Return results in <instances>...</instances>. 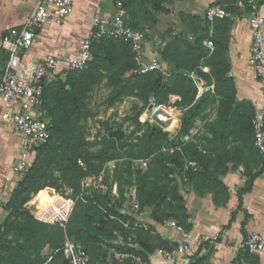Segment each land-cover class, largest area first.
I'll use <instances>...</instances> for the list:
<instances>
[{
  "label": "trees",
  "instance_id": "obj_1",
  "mask_svg": "<svg viewBox=\"0 0 264 264\" xmlns=\"http://www.w3.org/2000/svg\"><path fill=\"white\" fill-rule=\"evenodd\" d=\"M112 1L134 29L151 27L157 22L154 11L168 12L166 4L172 2ZM237 1L215 2L223 4L229 12H236L241 9ZM247 1L243 0L244 9L251 10ZM255 2L264 4V0ZM179 17L187 25L192 39L183 33L171 34V28L162 33L159 57L173 65L166 77L158 69L135 71L136 59L130 40L102 37L92 41V56L85 68L60 71L45 81L40 116L48 121L49 137L33 147L31 163L15 185L6 190L0 227V264H69L60 249L66 236L85 246L91 264H102L111 246L132 250L146 259L156 247H175L176 243L170 245L152 232L155 225L150 224L149 230L130 229L118 218H128L121 207L133 196L141 209L151 207L149 217L153 222L160 224L173 218L185 230H190L192 225L185 200L170 165L173 162L181 166L184 158L194 159L201 165L197 171L186 172L189 182L196 190H213L214 202L219 205L229 198L228 187L220 179L228 169L227 162L231 161L232 166L242 163L246 180L237 191L240 207L243 194L251 189L254 179L264 169V154L259 153L254 144V106L249 100L236 99L234 79L228 74L230 19L214 20L210 49L203 43L208 37V23H201L197 14L183 11L179 12ZM3 52L5 59L6 52ZM203 66H208L209 70L204 71ZM202 82L213 84V91L204 99L196 97ZM102 85L109 89L104 108L121 103L127 112L122 121H116L111 115L98 119L99 110L93 97ZM171 94L179 96L172 106L182 109L175 135L167 131L175 126L172 122L165 124V130L139 120L140 114L150 118L149 109L143 111L150 98L157 104L168 105ZM208 101H217L216 117L205 122V128L211 133L209 145L200 148L193 139L186 142L181 151L161 150L172 144L178 135L188 132L197 118H207ZM89 120H97L99 124L93 138L88 137ZM124 121L133 125L128 132L123 128ZM232 141L237 143L231 144ZM142 157H149L148 166L134 168L132 159ZM110 159H121L112 175V180H117L119 197L91 189L86 200L80 198L83 177L97 174ZM105 179H109L108 173ZM59 199L72 204L65 226L34 216L32 210L43 203L37 215L51 216L64 204ZM117 236L120 241L115 242ZM135 243L141 247L136 248ZM47 244L51 248L48 260V256L41 253ZM241 248L245 254L250 252ZM198 253L199 249L186 264H204L205 256Z\"/></svg>",
  "mask_w": 264,
  "mask_h": 264
},
{
  "label": "crops",
  "instance_id": "obj_2",
  "mask_svg": "<svg viewBox=\"0 0 264 264\" xmlns=\"http://www.w3.org/2000/svg\"><path fill=\"white\" fill-rule=\"evenodd\" d=\"M34 1L0 0V67L5 57L1 37L10 26L21 24L23 19L31 12ZM215 1L172 0V2L166 4L169 8L168 12L154 11L157 22L151 27L145 28L148 34L143 44V51L147 58L153 55L159 57L158 47L163 44L161 35L168 28H171V34L183 33L188 36L189 40L192 39L187 25L180 20V11L199 15L201 23L204 24L206 23L204 18L205 8L209 4L216 3ZM74 5L75 10L73 13L68 15L61 23H51L37 30L31 47L25 53L29 60L39 61L47 52L77 53L82 38L91 30V21L94 16L112 15L120 11L112 0H74ZM256 10L264 17V4H256ZM250 13L251 10L241 7L239 11L230 12L228 16L230 19L228 43L230 69L228 74L234 79L236 99H246L254 105V103H260L262 94L249 60V47L252 39V32L248 23ZM166 38L169 39L170 36ZM160 60L165 68V74L163 75L166 77L172 70L173 65L167 60L161 58ZM202 69L208 71L209 67L203 66ZM101 87L107 88L104 85ZM205 88H208L211 92L213 91V84L200 83L197 95L198 93L201 95ZM107 91H109L108 88ZM178 97L176 94H171L168 102V107L175 111L173 118H177L176 112L179 117L178 124L175 125L176 128L173 130L166 129L171 131L170 135H175L180 125L182 109L175 110L174 106L171 107L172 104H170V102L179 99ZM162 105L165 106V104ZM114 106L104 108L103 112L98 109V119L104 118V112H106V117L110 116L108 114L111 113ZM216 111L217 101H208L205 112H208L209 115L205 120L197 118L195 121L194 126L197 128V132L193 139L196 140L200 148L204 149L209 145L208 139L211 137V133L205 128V122L213 120L216 117ZM93 121L97 122V120ZM96 125H99L98 122ZM163 127L165 129V126ZM0 129V204L2 205L7 199L6 190L14 186L19 179L12 174V160H10L9 154L14 155L15 160L20 149L21 136L6 124H2ZM234 143L237 142H231V144ZM227 165V171L220 175V179L227 185L229 191V198L225 204L219 205L214 202L213 190L207 188L196 190L191 182L188 186L178 185V190L184 197L188 210L189 222L192 225L190 230L182 233L174 227L164 225L163 222L160 224L153 222L149 217L151 207L140 208L136 213L137 217L143 218L149 224L156 226L155 229L159 237L167 240L170 245L176 243L175 247L166 249L172 252L170 256L163 254L159 251V247H156L147 256L148 264H186L193 259L191 256L197 249H199L198 255L205 256L204 264H264V249L245 254L240 246L241 241L245 239L250 231H257L264 235V169L254 179L251 189L243 194L241 205L238 207L237 191L244 186L246 175L242 163L232 166V162L229 161ZM186 186L187 188H185ZM124 206L129 208L128 203ZM2 215H4L3 207ZM231 215L233 216L231 217ZM187 236L192 239L190 247L186 251L176 250L177 245L185 241ZM119 238L117 236L115 242L119 241ZM135 244H137V248L141 247L139 243ZM41 253L48 256L47 260L50 258L51 248L48 244L43 247ZM106 259L112 261L108 264H118L109 253Z\"/></svg>",
  "mask_w": 264,
  "mask_h": 264
},
{
  "label": "built area",
  "instance_id": "obj_3",
  "mask_svg": "<svg viewBox=\"0 0 264 264\" xmlns=\"http://www.w3.org/2000/svg\"><path fill=\"white\" fill-rule=\"evenodd\" d=\"M247 3L251 6L248 23L252 32L249 60L262 94L260 103H254L253 105L252 128L254 144L259 153L264 154V17L256 10L255 0H248ZM236 4L244 7L243 0H238ZM74 10V0H35L31 12L23 19L21 24L10 26L1 37L6 58L0 68V122L8 125L21 136L20 149L15 160L11 163L12 174L17 176V178L21 177L31 163L33 147L49 137L48 121L40 116V105L45 81L50 80L55 73L60 71L85 68L92 56L91 43L94 39L113 37L130 40L136 59L135 71L144 72L158 69L162 74H165V68L160 58L155 55L147 58L143 51V44L146 41L148 32L145 29L132 28L126 21V16L122 10L112 15L94 16L91 21V30L82 38L77 53L47 52L39 61L29 60L25 53L31 47L37 30L51 23H61ZM229 15L230 12L226 10L223 4H209L205 8L204 18L209 25V32L203 43L210 49L213 47L211 35L213 33L214 20L228 17ZM199 95L200 93H198L197 97ZM155 104L157 103H155L154 99L150 98L143 111L152 108ZM157 105L159 107L152 111L153 121L150 119L142 120L140 116L139 120L153 124L154 119L158 118L162 123L166 124L170 119V114L167 111L169 107L163 105V109L160 107L162 104ZM159 110H162L165 117L168 118L166 121L163 117L158 116ZM91 121H88V129ZM157 124L164 128L159 122ZM96 128H99V125L95 126V130L92 133H88L89 138H93ZM196 132L197 128L192 126L188 132L178 135L172 144L163 146L161 150L169 152L181 151L186 142L193 140ZM120 160H107L100 172L83 177L82 191L79 197L86 200L85 197L91 194V189L102 192L107 191L113 198L119 197L117 180H112V175ZM148 162L149 157H142L132 159L131 163L134 168L144 169L148 166ZM170 165L173 167L174 178L179 186H188L189 180L186 174L188 170L197 171L201 167L196 160L190 158H184L181 166H175L173 162H170ZM107 173L110 179L108 184L104 181ZM59 200L64 204L59 210L54 211L51 216L43 218L37 215L38 210L42 209L45 203L35 206L32 210L34 216L43 221L65 226L72 210V204L63 199ZM127 203L129 208L124 205L121 207V212L128 216L127 219H120L114 215H111V217L118 218L127 228L149 230L150 224L143 218L136 216L140 206L135 198L132 196ZM129 217H133V221ZM2 223V205L0 204V227ZM163 224L174 227L182 233L186 231L173 218L165 219ZM152 232L157 233L156 229H153ZM191 242V237L187 236L185 241L177 245L176 250L186 251L190 247ZM134 246L137 248V244H134ZM240 246L250 252L261 251L264 249V235L257 231H250L246 238L241 241ZM60 249L69 264L89 263L90 257L85 246L68 236L65 237ZM159 251L167 256L172 254L171 251L162 248H159ZM109 254L118 264H148L146 258L132 250H120L111 246L109 247Z\"/></svg>",
  "mask_w": 264,
  "mask_h": 264
},
{
  "label": "rangeland",
  "instance_id": "obj_4",
  "mask_svg": "<svg viewBox=\"0 0 264 264\" xmlns=\"http://www.w3.org/2000/svg\"><path fill=\"white\" fill-rule=\"evenodd\" d=\"M107 88H104V87H101L99 88L97 91L94 92V97H93V102L96 106H98V109L100 111L103 112V109H104V105H103V102H104V99L105 97L107 96ZM173 102H170V104H172ZM165 106H168V105H165ZM171 106V105H169ZM164 107V106H163ZM173 107V106H171ZM175 110H177L178 108L174 107ZM180 110V108L178 109ZM127 112H125L122 108V104L121 103H116L114 108L112 109L111 113L108 114V115H111V116H114L115 120L116 121H122L123 117L126 115ZM159 113H162V110L160 111L159 110ZM104 115V118H106V112L103 113ZM141 117V115H140ZM176 117L177 118H173V114L171 116V119H170V122L174 123L175 125L178 124V120H179V117H178V114L176 112ZM104 118H101V119H104ZM142 120H145V119H150L151 121H153L152 118H148V117H141ZM155 121L153 122L154 125H158L157 122H159L162 126H165L164 123H162L158 118L154 119ZM146 122V121H145ZM168 123V122H167ZM97 122L95 123L93 120L91 121V124L89 126V132H93L95 130V126H96ZM0 126H2V123L0 122ZM133 125L131 124L130 121H124L123 122V128L128 132L130 129H132ZM176 127V126H175ZM1 130V129H0ZM166 130V129H165ZM169 133H171V131H168ZM9 158L10 160H12V162L14 161V155H10L9 154ZM104 181L108 184L110 182V179H104ZM93 188V187H91ZM109 262H112L111 260L109 259H104L103 262H101L102 264H108Z\"/></svg>",
  "mask_w": 264,
  "mask_h": 264
},
{
  "label": "bare ground",
  "instance_id": "obj_5",
  "mask_svg": "<svg viewBox=\"0 0 264 264\" xmlns=\"http://www.w3.org/2000/svg\"><path fill=\"white\" fill-rule=\"evenodd\" d=\"M157 107H159V106H158L157 104H155V105L152 106V108L149 109V117H150V118L153 119L152 111H153L154 109H156ZM160 107H162V108L164 109V107H163L162 105H161ZM167 111H168V113L170 114V117H169V118L171 119V116H172V114L175 113V111L172 110L171 108H168ZM158 116L163 117V118L165 119V121L168 119V118L165 117V115H164L163 112H162L161 114L159 113ZM140 118H141V117H140ZM170 119H169V121H167L168 123L170 122ZM167 122H166V123H167ZM168 123H167V124H168ZM174 128H176V127L174 126L171 130H173Z\"/></svg>",
  "mask_w": 264,
  "mask_h": 264
},
{
  "label": "water",
  "instance_id": "obj_6",
  "mask_svg": "<svg viewBox=\"0 0 264 264\" xmlns=\"http://www.w3.org/2000/svg\"><path fill=\"white\" fill-rule=\"evenodd\" d=\"M209 92H210L209 89L208 88H205L203 90L202 94L200 95L201 96V99L206 98L208 96Z\"/></svg>",
  "mask_w": 264,
  "mask_h": 264
}]
</instances>
